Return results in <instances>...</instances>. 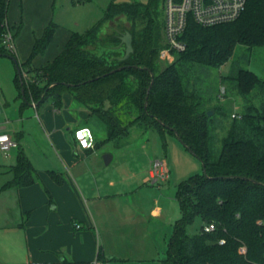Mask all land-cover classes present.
<instances>
[{
  "label": "trees",
  "instance_id": "16d2710c",
  "mask_svg": "<svg viewBox=\"0 0 264 264\" xmlns=\"http://www.w3.org/2000/svg\"><path fill=\"white\" fill-rule=\"evenodd\" d=\"M157 1H114L103 21L83 34L72 32L54 60L33 68V60L45 54L55 35L57 25L51 23L34 42L28 59L19 63L34 82L26 83L18 74V86L21 89L23 84L24 99L37 106L52 98L60 108L63 95L70 92L102 122L108 141L117 143L136 126L140 134L156 128L162 135L164 131L177 133L200 159L203 174L179 187L183 217L175 223L162 264H264V80L242 68L226 75L245 107L243 118L233 119L221 140L208 115L217 107L206 108L207 101L197 87L203 70L227 64L237 45L264 47V0H247L244 12L233 22L202 27L190 19L182 37L186 49L161 71L156 69L159 29L150 16ZM9 3L0 0V54L4 56L1 43L9 27ZM123 14L132 21L129 32L134 51L120 62L124 50L117 48L121 44L117 33L99 37V32L104 23ZM139 22L145 24L138 27ZM128 105L137 115L126 123L121 112ZM11 170L13 177L0 193L37 180L36 169L21 150ZM197 219L202 225L192 233L190 226ZM207 224L215 229L204 231ZM242 246L245 254L239 252Z\"/></svg>",
  "mask_w": 264,
  "mask_h": 264
},
{
  "label": "crops",
  "instance_id": "0c3cea01",
  "mask_svg": "<svg viewBox=\"0 0 264 264\" xmlns=\"http://www.w3.org/2000/svg\"><path fill=\"white\" fill-rule=\"evenodd\" d=\"M69 38L56 31L41 66L54 60ZM62 99V107L56 108L50 98L54 123L62 132L48 120L55 153L53 159L47 156L50 165H39L20 148L37 180L0 193V264H160L166 223L159 188L154 187L158 184L148 177L152 163L161 159L143 163L132 154L126 162L133 167L121 168L124 156L103 151L108 140L99 137L106 132L102 122L72 95L65 93ZM82 127L95 134L93 148L83 149L75 140ZM107 152L112 155L108 165L103 160ZM1 156L12 159V154ZM16 163H0V188L12 179Z\"/></svg>",
  "mask_w": 264,
  "mask_h": 264
},
{
  "label": "rangeland",
  "instance_id": "374dc122",
  "mask_svg": "<svg viewBox=\"0 0 264 264\" xmlns=\"http://www.w3.org/2000/svg\"><path fill=\"white\" fill-rule=\"evenodd\" d=\"M114 1L116 3L147 4L150 0H10L7 20L14 36L16 53L12 55L4 49L5 53L3 54L6 56L0 55V128L7 126L4 129L10 133L18 146L12 149V159L10 160H4L0 153V163H15L21 148L29 153L33 161L39 165L48 166L50 159L47 156L52 159L55 157V153L50 149L53 147L51 129L47 125L48 120L53 128L58 129L54 123L55 109L50 99L37 107L33 105L32 101L24 99L17 83V65L9 56L15 57L19 63L25 62L32 51L34 42L44 35L46 28L51 23L57 25L56 31L61 36L71 35L72 32L85 33L86 30L94 28L104 20L106 11ZM163 15V0H158L156 6L150 11V16L159 29L156 33L159 36L157 71L163 70L177 58L174 55L171 62L160 58V52L164 49ZM144 21L147 22V19ZM131 24L132 21L127 15H118L104 23L99 37L115 32L120 38L129 31ZM144 24V22H139L138 27H142ZM155 30L157 31L156 27ZM48 56L47 50L44 55L35 58L31 66L33 68L40 67L47 61ZM241 68L253 71L264 80V47L248 48L244 45H237L227 64L221 68L204 69L197 84L207 101L206 108L217 107L216 111H211H213V122L218 127L217 137L220 140L233 122L231 114L244 112L245 104L242 97L226 78L230 71L234 72ZM28 75L30 78L32 77V74ZM24 80L27 82L26 78ZM129 84L132 85V82L129 81ZM132 87L135 85L133 84ZM67 93L72 95L70 92ZM47 110L50 112L46 114ZM129 110L131 111L129 112ZM121 115L128 123L137 115V110L132 105H128L124 107ZM58 132L62 133L59 129ZM99 137H102V140H107L106 132ZM220 145L221 141L216 146ZM103 151H113L118 156H124L121 168L129 167L131 162L126 161L129 160L127 157L132 154L143 163L157 158L166 162L170 171L169 179L158 183V185L154 184L155 188H159L160 207L163 211L161 219H165L166 223L162 225V248L159 261H157L162 264V260L167 257V247L175 223L183 217V211L178 202L179 187L190 177L203 174L202 162L180 141L175 133L164 131L162 135L156 128H149L140 134L139 128L136 126L117 143L116 141H107ZM118 161L119 158H116L112 168H115ZM131 165L133 167L134 163ZM201 225V220L197 219L190 226L191 232L197 231Z\"/></svg>",
  "mask_w": 264,
  "mask_h": 264
},
{
  "label": "built area",
  "instance_id": "2783aa9c",
  "mask_svg": "<svg viewBox=\"0 0 264 264\" xmlns=\"http://www.w3.org/2000/svg\"><path fill=\"white\" fill-rule=\"evenodd\" d=\"M246 4L247 0H163L164 49L160 52L161 60H169L171 62L176 53L186 49V43L182 37L190 19L202 27L233 22L242 15ZM1 45L10 54L15 55L14 36L9 27ZM22 77L23 79L26 78L27 82H34L35 80L30 78L25 71L22 72ZM33 104L37 107L36 103L33 102ZM231 118L241 120L243 116L239 112H233ZM4 128L6 127L0 128V153L4 158L8 159L11 156L12 149L17 147L18 144ZM74 136L79 146L83 149L95 146V136L89 127H82L76 130ZM169 175L170 171L166 162L156 160L152 163L148 182L152 184L165 182L169 179ZM76 227L80 228L81 226L77 224ZM214 229L215 226L213 224L204 225V231L206 232H211ZM220 243L224 244L225 240H221ZM246 251L245 246L239 249L241 254H245Z\"/></svg>",
  "mask_w": 264,
  "mask_h": 264
},
{
  "label": "water",
  "instance_id": "95a60500",
  "mask_svg": "<svg viewBox=\"0 0 264 264\" xmlns=\"http://www.w3.org/2000/svg\"><path fill=\"white\" fill-rule=\"evenodd\" d=\"M120 40H121V44L117 47L118 49H122L124 50V56L119 58V61L120 62H125L127 61L130 56L132 55L133 53V43H132V35L130 34V32H126L122 37H120ZM2 55V54H0ZM9 58H11L12 60H14V62L16 63L17 65V71H18V74L19 76H22V70L19 66V62L17 61V59L13 56H9ZM125 66H122V67H119L118 69L116 70H122ZM116 70H113L112 72L116 71ZM150 71V70H149ZM151 72V75L152 77H154V73L152 71ZM150 88L151 86L149 87L148 89V93L150 91ZM21 93H22V96L24 97V87H23V84H22V88H21ZM34 105V104H33ZM37 105V104H36ZM213 114V111H210L208 113L209 116H211ZM176 135L178 136V134L176 133ZM179 138V137H178ZM181 141V139H180ZM182 142V141H181ZM183 143V142H182ZM184 144V143H183ZM186 146V145H185ZM103 160L105 162L106 165H108L110 163V161L112 160V155L110 153H106L104 154L103 156Z\"/></svg>",
  "mask_w": 264,
  "mask_h": 264
}]
</instances>
